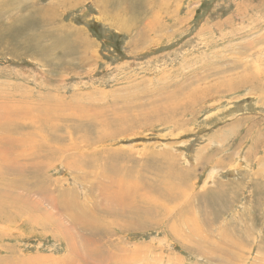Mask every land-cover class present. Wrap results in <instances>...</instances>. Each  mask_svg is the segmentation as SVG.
Instances as JSON below:
<instances>
[{
	"label": "rangeland",
	"instance_id": "rangeland-1",
	"mask_svg": "<svg viewBox=\"0 0 264 264\" xmlns=\"http://www.w3.org/2000/svg\"><path fill=\"white\" fill-rule=\"evenodd\" d=\"M0 9V264H264V0ZM142 172L174 199L130 218Z\"/></svg>",
	"mask_w": 264,
	"mask_h": 264
},
{
	"label": "bare ground",
	"instance_id": "bare-ground-1",
	"mask_svg": "<svg viewBox=\"0 0 264 264\" xmlns=\"http://www.w3.org/2000/svg\"><path fill=\"white\" fill-rule=\"evenodd\" d=\"M9 2V4L11 3L10 1H8ZM1 10V9H0ZM3 10H5L4 8H3ZM2 10V11H3ZM8 124H5L4 122H0V129L1 130H3V129H5L6 128V126H7ZM14 147L15 146H12V149H14ZM16 149H18V146H16ZM165 157V156H164ZM166 157H168V156H166ZM153 158L157 161V162H159L158 160V156L156 155V157L155 156H153ZM160 158H162V156H160ZM165 160V159H164ZM163 162H160V163H158L157 165H156V167H155V169L156 170H162V169H164V167H167V165L169 166V164H162ZM0 167H3L4 168V166L3 165H1ZM151 168V167H150ZM147 169V168H146ZM153 169V168H152ZM15 169H9V170H7V171H5V172H2V173H6V172H11V171H14ZM20 172V171H19ZM23 173H25V172H23ZM23 173H21V174H23ZM18 174V173H17ZM21 174H19V175H21ZM142 175H143V178H144V180H143V183H142V186H143V189H144V193L143 194H139V191L138 190H136V188L133 190V189H131V188H128V187H124V186H122L124 183H123V181H120L119 183H118V186L120 187V188H125V191H124V193H123V195H125V197H122V198H120L121 199V201H122V203H124L123 205H125L126 206V208L129 210V215H130V218L131 217H134V218H136V217H138L140 214H143V212L145 213V211H144V207H143V205L142 204H148L149 206H151L152 205V209L153 210H150V211H148V212H154V211H156L157 212V210H160V211H158L157 213L159 214V212L160 213H165V212H167V206L165 205L167 202H170V201H172L173 199H174V195H173V190H174V185L169 181V179H168V175H166V176H162L159 180H157V181H155L154 179H150V176H146V174L144 173V172H142ZM18 176V175H17ZM17 176H16V178H17ZM177 178V177H176ZM5 179V178H4ZM7 179V178H6ZM14 179V178H13ZM1 180H3V179H0V181ZM16 180V179H15ZM8 181V180H6V181H2L1 182V184L2 185H9L10 187H12V185L11 184H17V185H23L24 183H25V181H24V179H18V180H16V181ZM173 185V186H172ZM117 186V187H118ZM115 192H116V196L114 195V192L112 193V195L114 196V197H117L119 194H120V192H121V189H116L115 190ZM114 197H113V199H114ZM120 197V196H119ZM158 197L161 199V200H159V201H161V202H158ZM112 198V197H111ZM110 198V199H111ZM156 198V199H155ZM109 199V200H110ZM148 199V200H147ZM1 201H3V200H1ZM117 201V200H116ZM4 202V201H3ZM3 202H2V204H3ZM110 202V201H109ZM112 202V201H111ZM119 202V201H118ZM5 203V202H4ZM115 203V202H114ZM121 203V202H120ZM160 203V204H159ZM112 204V203H111ZM79 206H81L80 204H78ZM78 206V207H79ZM132 206H134V207H132ZM76 207V206H75ZM1 208V207H0ZM81 209H82V207H80ZM159 208H162V209H159ZM74 210V209H73ZM165 211V212H164ZM92 212H94V211H92ZM116 212H117V210H111L110 211V215L111 216H113V214H116ZM156 212H154V213H156ZM84 213V215H82ZM93 214L94 213H92V215H91V212H88L87 210H85V212H80V215H82L80 218H76V216L74 217V216H72V219H73V221H74V224H72V225H74V227H78V228H80V229H87V228H89V227H91L93 224H94V219H92V216H93ZM118 214L120 215V212H118ZM122 214H124V213H122ZM0 215H3V213H2V210L0 209ZM78 216V215H77ZM94 218V217H93ZM107 219V218H106ZM109 219V218H108ZM107 219V220H108ZM148 219V218H147ZM151 220V219H150ZM110 221H114V222H116V223H112V224H109V225H114V226H117V225H120L121 226V222H123L124 223V221L121 219V218H115V219H113L112 218V220H110ZM56 222H57V220H56ZM97 222V221H96ZM95 222V223H96ZM54 223V222H53ZM131 223L132 224H134V221L133 220H131ZM55 226V225H54ZM55 231L57 232L59 229H60V226H59V224H57L56 226H55ZM71 232V231H70ZM88 236V235H87ZM87 236H85L84 237V239L86 240V242L85 243H88L89 242V240L91 239L90 237H87ZM62 237L64 238V237H67V234L65 233V231L63 230V232H62ZM64 239H66V240H68L69 242H70V248H71V250H73V251H75V249H76V247H77V244H76V242L75 241H73L72 242V237H71V239H70V237L69 238H64ZM72 242V243H71ZM92 243L94 244V242L92 241ZM95 244H98L99 245V247H100V242H97V243H95ZM97 245V246H98ZM81 246V245H80ZM78 249H80V248H78ZM78 249H76V250H78ZM87 250H94V248L92 247V244H90V243H88V245H87V248H86V252H87ZM79 251V250H78ZM93 252V251H92ZM90 257V256H89ZM89 257H85V256H81V259H84V258H89Z\"/></svg>",
	"mask_w": 264,
	"mask_h": 264
}]
</instances>
